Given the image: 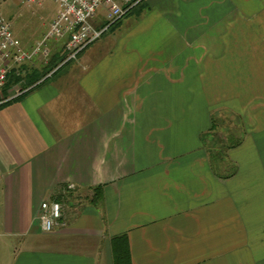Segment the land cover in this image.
Masks as SVG:
<instances>
[{
  "label": "crops",
  "instance_id": "0c3cea01",
  "mask_svg": "<svg viewBox=\"0 0 264 264\" xmlns=\"http://www.w3.org/2000/svg\"><path fill=\"white\" fill-rule=\"evenodd\" d=\"M142 11L0 106V264H264V0Z\"/></svg>",
  "mask_w": 264,
  "mask_h": 264
},
{
  "label": "built area",
  "instance_id": "2783aa9c",
  "mask_svg": "<svg viewBox=\"0 0 264 264\" xmlns=\"http://www.w3.org/2000/svg\"><path fill=\"white\" fill-rule=\"evenodd\" d=\"M34 2L35 0H27ZM59 8L56 17L51 21L50 29L43 41L29 50L20 46L13 38L9 25L0 18V91L6 88L10 76L17 79L25 74L20 68L32 63L35 59H46L50 50L47 40L60 41L67 37L63 45L66 60L100 39L118 19L131 12L146 0H52ZM103 6L105 22L95 26L91 20L97 9ZM18 85V84H17ZM15 86V84H14ZM13 86V87H14ZM10 89V88H9ZM27 89H16L12 94L0 97V106L21 96ZM72 189L71 187H69ZM62 208L57 203L43 202L37 215L42 231L49 233L61 217Z\"/></svg>",
  "mask_w": 264,
  "mask_h": 264
},
{
  "label": "rangeland",
  "instance_id": "374dc122",
  "mask_svg": "<svg viewBox=\"0 0 264 264\" xmlns=\"http://www.w3.org/2000/svg\"><path fill=\"white\" fill-rule=\"evenodd\" d=\"M144 3L141 6L142 9H144ZM138 7L139 6L136 8ZM135 9L118 19V21L114 23L115 25H111V27H109L101 37L110 36L117 28H120L123 23L127 22V20H137L138 16L143 11L139 8V10ZM58 11V6L52 0H35L34 2H29L27 0H0V18L9 25L13 38L16 39L20 46L26 50H29L37 43L43 41L44 36L50 29L51 21L56 17ZM103 22H105V12L104 7L100 6L96 11L95 17L91 20V23L95 26H100ZM66 39L67 37L60 41L47 40L45 45L50 50L48 58H38L31 64L21 67L20 71L25 72V74H23L20 79H10L6 88L0 91V97L10 95L16 89L23 90L28 87L29 84L27 83L26 77L30 74L33 75V80H36L30 85L34 88L36 85L46 82L49 77H53L64 72L66 67H68L72 62L77 61L80 55L93 45L90 44L78 52L74 58L66 60V57L63 54V45ZM55 55H59L60 57L63 55V60L57 68L48 72L49 70H47V65L52 59H54ZM58 68H60L59 71L53 75ZM214 129L218 138L222 139L225 133L220 129V127H215Z\"/></svg>",
  "mask_w": 264,
  "mask_h": 264
},
{
  "label": "trees",
  "instance_id": "16d2710c",
  "mask_svg": "<svg viewBox=\"0 0 264 264\" xmlns=\"http://www.w3.org/2000/svg\"><path fill=\"white\" fill-rule=\"evenodd\" d=\"M142 5H143V3L140 4L139 7H138L140 10L142 9L141 8ZM138 8H136L135 10H139ZM62 60H63V55L61 57L59 55H55L54 59H52L50 61V63L47 65V70H49L48 72H50L51 70L57 68ZM60 68H58L53 73V75H55L59 71ZM14 78L15 77L13 75L10 76V79L15 80ZM26 79H27V83L29 85H31L32 83H34V81H36V80H33V75H31V74L29 76H27ZM16 81H17V79H16ZM19 97L13 99L12 101L18 100ZM218 156H222L221 150H219L216 153H212V158L213 157H218ZM110 242H111L110 243V249H111L112 264H130L128 243H127V240H126L125 236L113 237V238H111Z\"/></svg>",
  "mask_w": 264,
  "mask_h": 264
}]
</instances>
